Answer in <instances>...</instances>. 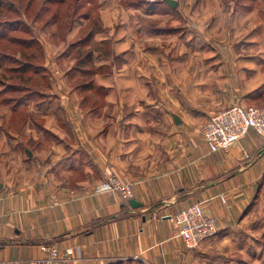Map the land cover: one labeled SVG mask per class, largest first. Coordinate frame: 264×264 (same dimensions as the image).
I'll return each mask as SVG.
<instances>
[{
  "label": "crops",
  "instance_id": "1",
  "mask_svg": "<svg viewBox=\"0 0 264 264\" xmlns=\"http://www.w3.org/2000/svg\"><path fill=\"white\" fill-rule=\"evenodd\" d=\"M253 3L229 16L224 10L214 25L224 29L235 15L260 18L252 42H229L221 60L207 61L212 94H176L174 86L152 94V81H182L183 34L174 26L158 37L128 21L120 33L143 38L116 41L109 111L85 108L86 98L71 92L42 94L47 105L31 104L37 120L25 125L24 104L0 108V264H25L53 246L74 251L67 264H231L250 220L263 214L264 137L250 132L229 151L212 153L201 127L234 104L264 106V0ZM165 37L174 40L167 55L156 42ZM111 176L131 186L128 199L95 193ZM197 202L217 220V233L190 250L171 217Z\"/></svg>",
  "mask_w": 264,
  "mask_h": 264
},
{
  "label": "rangeland",
  "instance_id": "2",
  "mask_svg": "<svg viewBox=\"0 0 264 264\" xmlns=\"http://www.w3.org/2000/svg\"><path fill=\"white\" fill-rule=\"evenodd\" d=\"M3 1L7 3L8 9L16 8L17 14L7 12L0 20L11 22L22 20V29L17 32L9 29V25L6 27V38L16 36L28 43L20 46L1 40L0 50L21 60L20 62L24 64L31 62L35 65V71L32 70L30 73L27 70L28 72L22 75L10 72L9 69L14 67V64L8 60L6 67L0 69V82L5 81L6 86L13 84L27 90L8 94H28V91H32L33 94H70L71 92L82 94L80 95L81 101L86 98L85 108L107 111L110 110V105L106 100L108 94H111L109 75L111 64L115 62L113 60L114 49L116 41L128 39V31L120 33L122 26L128 24V21H132V26L131 24L130 26L135 30L143 25L149 26L152 34L156 33L158 37H162L161 32L158 31H169L174 26L181 28L180 34H183L181 38L183 49L178 57L182 56L181 59H187L188 63L182 67L184 71L182 81L167 82L161 85L152 81L151 85L155 87L151 91L152 94H157L158 86L167 94H170L168 91L170 88L173 89V86L176 94H179L180 89H183L181 94H212V90L207 91L208 87L213 89L212 83H207L212 63L206 67L207 61L210 58L221 60L222 48L229 42H252L257 33L256 27L260 22V18L256 19L254 15L240 22L235 15L229 20L227 18L224 29L223 25H220L215 28V31L213 30L214 25L222 18L224 10L228 14L233 9L241 11L246 6L252 8L254 0H174L176 2L174 8L166 0ZM81 21L83 22L79 26L80 29H77V35L72 36L70 29L76 28ZM243 22L244 27H242ZM2 28L4 27L0 30H3ZM140 30L139 32L142 33ZM91 32L93 33L87 40ZM177 34L179 36V33ZM142 38V35L132 37L137 43H140ZM105 39V42H101ZM133 40L128 39L131 42ZM30 42H33L31 46ZM79 42H84V44H79ZM156 42H159L166 55L170 54L169 51L174 45L173 39L159 38ZM91 50L94 53L92 61H89L87 54ZM22 53L24 56L21 58ZM29 55H33L32 60H28ZM59 76L61 79H58ZM195 77H199L200 80L195 82ZM59 80L64 81L58 83ZM216 93L222 94L219 89ZM4 98L6 95L0 96V108H9L10 104L5 102ZM27 102V104L24 103L23 111H21L25 123V117L28 123L31 120L28 110L31 104H41L44 101L37 97ZM199 102L201 103L199 108L203 110L201 105L203 102L204 105L207 104V100L203 99ZM53 104L59 106L56 102ZM42 105H47V103L44 102ZM34 119L37 120L36 117ZM206 122L202 125V130ZM24 140H27V137H24ZM262 210L263 214L256 215L250 220L251 230L249 229L247 233V240L238 244V248L233 249L235 253L232 254L231 264H264V201ZM255 223L259 225L256 232L253 229Z\"/></svg>",
  "mask_w": 264,
  "mask_h": 264
},
{
  "label": "built area",
  "instance_id": "3",
  "mask_svg": "<svg viewBox=\"0 0 264 264\" xmlns=\"http://www.w3.org/2000/svg\"><path fill=\"white\" fill-rule=\"evenodd\" d=\"M250 132L264 137V107L234 104L213 114L203 127L202 136L210 152L216 153L229 151ZM130 191L131 186L116 176L107 178L95 188L97 194L119 193L125 199L129 198ZM221 199L225 202L224 197ZM171 218L178 236L190 250L200 248L217 233V220L205 213L200 202L182 209ZM73 255L71 248L53 246L47 249L44 257L28 260L25 264H67Z\"/></svg>",
  "mask_w": 264,
  "mask_h": 264
},
{
  "label": "trees",
  "instance_id": "4",
  "mask_svg": "<svg viewBox=\"0 0 264 264\" xmlns=\"http://www.w3.org/2000/svg\"><path fill=\"white\" fill-rule=\"evenodd\" d=\"M7 12H14L15 14H17L16 13V8L14 9V8L10 7L8 9L7 3L5 1H3V0H0V18L5 16V14H7ZM80 18H82V16ZM8 25H9V29H11L14 32H17L18 30L22 29V27H21L22 26V20L21 19L15 20L14 22L1 21L0 20V29H1V27H4V28H2L3 30H0V41L1 40L2 41H6V43L8 42V43H11V44H14V45L15 44H19L20 46H23V44H27L28 43V41H26V40L24 41V40H22L20 38H17L16 36H12V37H9L7 39L6 38V32H7L6 31V27ZM72 30L73 29L71 28L70 32H72ZM92 33L93 32H91V34H89V37L87 38V40L90 39ZM87 40H85V41H87ZM84 42H79V44L83 45ZM32 43L33 42H30L29 45L31 46ZM4 50H6V49H4ZM93 53L94 52L91 50V51H89V54H87V59L89 61H92ZM20 56L22 58V56H24V53H22V55H20ZM27 58H28V60H30V59L32 60L33 59V55H29ZM8 60L13 62V64H14V67L9 69L10 72H12V73H18V74H22L23 75V74H25V72H28L27 70H29L30 73H32V70L35 71V68H34L35 65H33V63L25 62V64H24L23 62H20L21 60H17V58L12 57V56L6 54L5 52L3 53V51L0 50V69L4 68V66L6 65ZM36 71H38V70H36ZM22 91H27V90L25 88H23V87H20V86H17V85H13V84H10L9 86H6L5 81L0 82V96L4 97L6 95V98H4V101L8 102V104H10V108H18L22 104L26 103L28 100H31L32 98H37V97L41 98L42 97V94H33L32 91H28V94H21V95L20 94H8L10 92H12V93H20ZM18 95H20V96H18ZM258 107H264V106H258ZM25 119H26V123H28L27 122L28 119L26 117H25ZM31 119H34V115H32V114H31ZM21 122L24 125L26 124L25 122H23V113H21Z\"/></svg>",
  "mask_w": 264,
  "mask_h": 264
},
{
  "label": "water",
  "instance_id": "5",
  "mask_svg": "<svg viewBox=\"0 0 264 264\" xmlns=\"http://www.w3.org/2000/svg\"><path fill=\"white\" fill-rule=\"evenodd\" d=\"M166 2H167L170 6H172L173 8L176 7V2H175L174 0H166ZM130 204H131L133 207H137V206H139V204H138L135 200H133V199L130 200Z\"/></svg>",
  "mask_w": 264,
  "mask_h": 264
}]
</instances>
